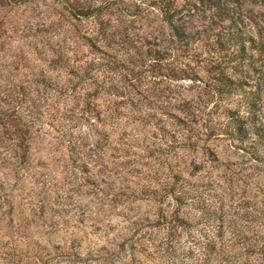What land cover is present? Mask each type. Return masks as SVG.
Segmentation results:
<instances>
[{
  "label": "trees",
  "instance_id": "16d2710c",
  "mask_svg": "<svg viewBox=\"0 0 264 264\" xmlns=\"http://www.w3.org/2000/svg\"><path fill=\"white\" fill-rule=\"evenodd\" d=\"M183 1L185 6L179 8L177 0H0V16L4 10L31 6L23 18L10 16L0 23L1 36L10 33L0 41V264H108L112 259L130 264L127 252L131 258L137 253L155 264H223L227 260V252L216 248L221 233L206 230L211 228L210 220H222L205 199L206 189L189 184L196 165L186 159L160 189L150 186L160 180L150 165L149 172L138 179L134 194L139 200L161 205L154 220H145L150 233L140 244L143 252H136L133 235L110 239L108 230L96 234L91 249L84 246L87 234L83 232L72 245L64 240L62 246L51 247L56 227L38 237L26 231L46 212L41 200L34 210L36 196L43 201L49 197L62 207L77 194H86L84 189L98 196L106 185L126 179L132 166L159 155L164 143L179 151L208 149L204 143L216 138L207 131L211 113H221L228 121L224 127L230 140L244 142L249 124V135L251 131L258 140L251 139L249 146L264 148V125L255 103L244 118L239 110L220 112L219 104L211 101L232 94L237 87L222 66L227 54L238 66L252 59L249 51L264 54V44L259 42L264 38V13L256 17L246 12L245 3L250 0ZM193 20L206 25L197 30L188 27ZM156 23L171 27L168 44L176 45L188 62L201 61L191 47L196 43L216 55L208 58L214 85L205 88L211 99L197 102L198 97L178 92L172 103H152L163 82L157 79L179 81L189 66L170 69L169 77L160 74L171 63H163V53L152 49L158 44L144 37ZM251 26L258 42L245 32ZM137 125L142 138L131 132ZM32 144L40 147L36 159L32 156L37 148ZM134 149L140 153L130 154ZM60 182L76 189L59 192ZM165 202L168 206H163ZM18 204L27 207L28 215L22 216L21 226L9 231L2 222ZM185 207L199 210L200 217L184 212ZM78 212L82 224L87 215L84 210Z\"/></svg>",
  "mask_w": 264,
  "mask_h": 264
},
{
  "label": "rangeland",
  "instance_id": "374dc122",
  "mask_svg": "<svg viewBox=\"0 0 264 264\" xmlns=\"http://www.w3.org/2000/svg\"><path fill=\"white\" fill-rule=\"evenodd\" d=\"M125 3L132 6L130 1ZM196 3L194 1V4ZM251 3V0L245 3L246 12L252 11L256 17L259 16L258 14L264 13V0H256V3ZM177 5L179 8L185 6L183 0H177ZM30 7L26 4L18 9L4 10L1 15L3 17L0 16V23L11 18H23V13L28 12ZM10 16L12 17L10 18ZM190 25L197 30L206 24L200 20H193L187 26ZM153 27V32H149L150 34L146 32L147 35H144V37L150 43L158 44L157 47H152V49L163 53L165 58L163 63H171L167 66L168 69L161 70L160 74L169 77L171 75L170 69H184L186 64H189V66L185 68V74L179 75V79H181L179 81H164L163 77H159L157 80L163 82L157 87L158 91L154 92L156 99H152V103L154 102L158 106H162L169 101L172 103V99H175L174 97L178 92L183 97L185 95L194 99L198 97L197 102L198 100L203 102L205 99H211L205 88V86L214 85L212 80L214 74L209 71L211 65L208 63V58L214 59L216 55L209 54L210 51L202 47V43H196L191 47L196 49L195 51L200 56L199 60L201 61L188 62L179 53L176 45L173 48L172 45L168 44L173 34L171 27L163 23H156ZM245 32L252 35L257 42L259 41L256 29L253 26ZM9 34L7 33V37L10 36ZM7 37H2L0 30V41L7 40ZM259 42L264 44V38ZM249 54L252 59H247L240 66L237 65L233 56L230 57L227 54L223 58L225 63L222 66L227 69L226 72L235 81L237 87L232 94L218 96L211 101L219 104L220 112L224 109L239 110L240 115L244 118H248L250 104L255 103V108L258 110L256 115L260 118V123L264 125V54L257 51H249ZM172 60L174 62H171ZM9 70L11 74L14 73L12 67ZM211 107L212 104L208 106L207 111ZM211 114L213 115L210 116L207 131L216 138H211L210 141L204 143L208 149L204 151H179L174 150L170 142L164 143L161 145V149H158V151L161 150L159 155L157 152L153 159L148 161L142 159L140 166H132L130 168L131 172L128 171L125 175L126 179H119L110 185H106L98 196L95 195L96 193H88L89 189H84L87 192L86 194L81 196L77 194L62 207L52 199H48L49 197L44 198L45 201H43L36 196L34 198V205L36 206L34 210L38 207V201L41 200L45 204L46 212L44 217L37 216L33 221L34 223H29V226L24 224L25 227L28 226L26 231L31 234V237H38L39 233L44 234L56 227L58 232L55 238L52 239L51 247L62 246L64 240L72 245L71 241L78 238V233L83 232L87 234L84 246L91 249L98 239L96 234L99 231L108 230L110 239L118 237H120V240L124 237L128 239L130 235H133L137 243L136 252H143L140 244L148 238L150 233V230L145 227V220H154L161 205L151 200H139L140 196L134 194L138 179L149 172L147 171V165H150L151 173L158 174L157 178H160L159 184H155L157 182L155 180L156 182L150 186L160 189L165 180L175 173L177 167L181 165V161L186 159L188 164L196 165V171L193 170L194 173L189 184L192 182L198 184L200 191L206 189L204 195L207 197L205 199L209 202L208 204H211V210L215 211L214 216L222 220L215 222L210 220L211 228L206 230L215 235L221 233L219 235L222 237L216 248L221 246L222 250L227 252L228 258L223 260V264H264V148L249 146L251 139L258 141L251 131L252 136L249 135V124L245 128L246 131H244L248 138L244 142L232 141L225 133L224 126L228 121L223 118L221 113ZM140 131L138 125L134 127V130H131L134 136L138 134V137L142 138ZM148 142L150 143L151 140H148ZM32 148H37L32 156L36 159L40 147L32 144ZM135 153L139 154L140 149H134L130 154ZM158 164H162L163 167ZM168 181L170 182V180ZM74 186L72 184L67 186L65 183L60 182L56 188L59 192H67L71 189L75 190L76 187ZM163 204V206H168L167 202ZM169 204L172 207L174 206V203ZM18 209H22L21 214ZM81 210H84L87 215L86 218H83L82 224L78 222V214L80 213L78 211ZM5 211H8V209ZM56 211H61V213H56ZM183 211L188 212L191 216L195 215V218L200 217L201 214L199 210L188 211L187 207L183 208ZM23 215H28L27 207L18 204L13 215H9L3 220L2 227L8 226L9 231L16 229V226H21L20 221ZM52 217H55V219L52 220ZM55 221L58 222L57 225H55ZM198 229H201V226ZM77 243H74L73 246L78 249ZM128 255V263L130 264H155L149 262L146 257L140 254L134 253L132 258L129 252H127V257ZM108 264L120 263L112 259Z\"/></svg>",
  "mask_w": 264,
  "mask_h": 264
}]
</instances>
